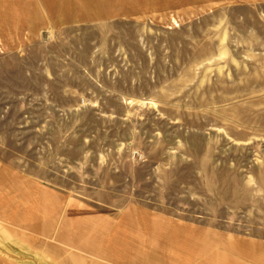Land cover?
Wrapping results in <instances>:
<instances>
[{
	"label": "rangeland",
	"instance_id": "obj_1",
	"mask_svg": "<svg viewBox=\"0 0 264 264\" xmlns=\"http://www.w3.org/2000/svg\"><path fill=\"white\" fill-rule=\"evenodd\" d=\"M114 2L0 0V264H264V0Z\"/></svg>",
	"mask_w": 264,
	"mask_h": 264
},
{
	"label": "bare ground",
	"instance_id": "obj_2",
	"mask_svg": "<svg viewBox=\"0 0 264 264\" xmlns=\"http://www.w3.org/2000/svg\"><path fill=\"white\" fill-rule=\"evenodd\" d=\"M88 3H92V1L91 2H89V0H88ZM113 4V2L111 1V0H99V2H96V3H94V5H98V6H101V7H103V6H107V7H109V8H112V6L110 5V4ZM94 5H92L91 4V8L92 9H90L89 11H91V12H94V11H96L97 10V7L96 6H94ZM20 191V190H19ZM24 191H25V189H24V187L21 189V194H17L18 196H22V198L23 199H29V196L30 195H23V193H24ZM49 192L48 191H46V190H44L43 189V191H41V194L40 195H42V196H44V198H45V203H46V199H47V194H48ZM52 202H50L49 204H51ZM30 210H32V209H34L35 208V206H33V205H31V206H29L28 207ZM45 211H47V212H53L52 211V208H51V206L50 205H48L47 206V210L45 209ZM93 220V219H92ZM91 220V221H92ZM86 222H88L87 220H86ZM96 223H97V225H98V227L99 228H101L104 224H106V223H109V221H107V220H105V219H101V218H97L96 219ZM145 226V225H144ZM164 229V228H163ZM2 234H3V236H4V239H7V235L5 234V233H3V232H1ZM181 234H182V232H180ZM155 234H157V233H154V235ZM187 234V233H186ZM188 235V234H187ZM175 239H177V238H179V239H181V238H183L179 233H176L175 235ZM174 236L173 235H170V233L167 235V236H165L166 237V239L167 240H170V237L171 238H174ZM179 236V237H178ZM185 236V235H184ZM101 237H102V235H99V234H94V236H93V238H91V241H90V244H89V247H90V251H91V254H93L95 251H97V250H100V252L98 253V255H101V256H103V257H105V258H109L108 257V255L107 254H109L110 252H106L105 251V249L104 248H106V249H108L109 251H110V249L113 251V252H117L118 254H120V255H122L121 253H122V250L121 249H119V248H117L116 247V244L115 245H113L112 243H108V245H106V242L105 241H102V242H104L103 244V246H101V244H100V239H101ZM155 238H157L156 236H155ZM187 238L188 239H190L191 240V238H192V236H187ZM15 239H17V238H15ZM103 240H106V239H104L103 238ZM151 241H153L152 239H150ZM178 240V239H177ZM119 241V240H118ZM157 241V240H156ZM18 246H20L19 248H22V245H21V242L19 241V242H17L16 243ZM191 244H193V245H200V247H202L204 250H205V245L206 244H208L207 243V241H206V239H203V241H198V240H194V242L192 243V240H191ZM203 244V245H202ZM110 248V249H109ZM210 248V245L209 246H207V250L206 251H208V249ZM150 249H153V246L151 245V247H150ZM199 255H205V252L204 251H201V252H197ZM152 254V253H151ZM153 256H154V254H152ZM192 256H194V255H192ZM196 256H198V255H196ZM156 256H154V258H155ZM211 257H213V258H215L216 257V255H211ZM163 258H165V257H163ZM123 259H125L124 257H123ZM79 262V261H78Z\"/></svg>",
	"mask_w": 264,
	"mask_h": 264
},
{
	"label": "crops",
	"instance_id": "obj_3",
	"mask_svg": "<svg viewBox=\"0 0 264 264\" xmlns=\"http://www.w3.org/2000/svg\"><path fill=\"white\" fill-rule=\"evenodd\" d=\"M90 1H92V5H94V3H96V2H99V0H90ZM111 1L113 3H115L114 2L115 0H111ZM124 1L125 2L127 1L128 2L130 0H124ZM131 1H133V0H131ZM139 1H141V3H144L145 5H147L148 3H150V0H139ZM118 5H120V4H118ZM94 6H96L98 8L101 7V6H98V5H94ZM103 7H106V6H103ZM175 242H179V241H175ZM189 245H188V248H187L188 252H187L186 259L185 258L181 259V258H179V256L178 257H174L175 254H169L168 253V255L165 258H161L162 260H164V263L163 264H193V261L196 260L199 257L202 258V261H199V263H195V264H213L211 262L214 259H217V258H213V257L205 258L204 255H199L197 252L204 251L203 248L200 247V245H199V247H196L197 245H193V244H189ZM165 246L168 249V243H165ZM172 248L173 249H181L180 242L179 243H176L175 245H173ZM197 249L200 250V251H197ZM192 255H194V256H192ZM196 255H198V256H196ZM251 261H253V259ZM233 264H240V263L237 262V263H233Z\"/></svg>",
	"mask_w": 264,
	"mask_h": 264
}]
</instances>
